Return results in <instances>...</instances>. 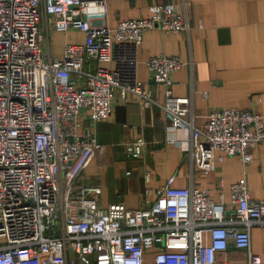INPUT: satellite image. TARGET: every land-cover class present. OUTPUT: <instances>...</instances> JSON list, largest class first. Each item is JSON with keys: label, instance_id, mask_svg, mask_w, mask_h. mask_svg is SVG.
Segmentation results:
<instances>
[{"label": "built area", "instance_id": "obj_1", "mask_svg": "<svg viewBox=\"0 0 264 264\" xmlns=\"http://www.w3.org/2000/svg\"><path fill=\"white\" fill-rule=\"evenodd\" d=\"M107 0H0V264H264V199H253L245 176L230 184L227 200L206 189L176 187L175 176L157 187L144 207L98 205L100 186L81 183L103 149L91 133H77L87 109L92 122L112 115L115 90L143 107L156 105L170 126L189 133L190 166L212 170L225 155L252 160L264 142V117L240 108L214 109L195 125L192 96L173 95L171 73L189 62L159 54L145 65L165 87L158 102L135 78L134 47L149 28L188 30L173 2L153 3L149 15L115 26L103 22ZM80 30L53 58L44 35ZM114 62L109 68L104 63ZM145 139L126 144L138 158ZM148 174L146 178L148 179ZM261 227L263 254L251 251V229ZM229 247L245 262L217 261Z\"/></svg>", "mask_w": 264, "mask_h": 264}, {"label": "crops", "instance_id": "obj_2", "mask_svg": "<svg viewBox=\"0 0 264 264\" xmlns=\"http://www.w3.org/2000/svg\"><path fill=\"white\" fill-rule=\"evenodd\" d=\"M173 2L188 23V30L166 32L149 28L135 51V78L163 102L165 87L154 81L145 62L148 57L177 55L189 64L171 73V89L176 96H192L195 125L201 128L214 109L240 108L264 117V0H107L103 22L115 26L128 18L149 15L153 3ZM57 33L63 40L51 53L62 57L66 43L85 40L80 30ZM50 42V41H48ZM112 68L114 62L104 63ZM112 115L92 122L87 109L76 118L77 133H91L103 145L82 171L81 183L100 186L98 205L121 202L126 208L144 207L156 196V188L174 175L176 187L204 188L213 200H227L230 184L245 176L253 199H264V142L257 143L252 160L223 158L214 168L201 171L190 166L189 133L170 126L163 110L156 105L141 106L134 96L115 90ZM264 120V119H263ZM145 139L138 158L127 155L126 144L134 137ZM148 174V179L146 178ZM251 251L263 254L261 227L251 229ZM217 261L245 262L244 250L229 247L217 253Z\"/></svg>", "mask_w": 264, "mask_h": 264}, {"label": "rangeland", "instance_id": "obj_3", "mask_svg": "<svg viewBox=\"0 0 264 264\" xmlns=\"http://www.w3.org/2000/svg\"><path fill=\"white\" fill-rule=\"evenodd\" d=\"M41 27L43 29V35H44V42H43V46L44 48H49L50 54L57 49V46L59 47L63 38L62 36H59L57 33L54 32H49V34L47 32H45V27H43V23H41ZM63 33V32H62ZM50 41V42H48Z\"/></svg>", "mask_w": 264, "mask_h": 264}]
</instances>
